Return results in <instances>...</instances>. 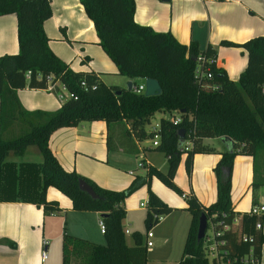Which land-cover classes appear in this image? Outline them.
Returning a JSON list of instances; mask_svg holds the SVG:
<instances>
[{
  "label": "trees",
  "instance_id": "16d2710c",
  "mask_svg": "<svg viewBox=\"0 0 264 264\" xmlns=\"http://www.w3.org/2000/svg\"><path fill=\"white\" fill-rule=\"evenodd\" d=\"M80 2L93 22L99 44L116 64L118 73L131 78L132 84H137L136 79L156 78L162 90L159 94L145 95L131 88L107 84L99 80L93 70H73L49 47L43 27L44 20L52 13L49 0H0V14L14 12L17 16L19 44L17 53L0 56V200L31 201L42 205L44 213L53 212L59 205L57 200L46 199V189L54 186L70 197L73 209L99 211L105 223V243L64 233L62 264H147V246L142 233L133 232L132 244H127L125 239L122 227L126 216L125 197L142 181L147 184L144 221L147 230L150 229L161 215L172 210L151 189L150 178L156 176L182 194L174 179L182 155L189 174L196 152L215 151L204 138L229 136L232 146L220 152L214 166L216 200L201 205L194 196L187 197L191 220L182 255L175 263L210 264L202 240L196 237L198 220L201 213H215V219L231 221L234 214L239 213L234 210L230 196L231 169L236 154L252 156L253 197L256 198L255 191L260 186L264 187V35L243 43L222 40L223 44L240 45L247 51V63L238 80L229 78L225 69L217 67L215 62L209 64L211 78H197V56L203 53L214 57L211 45L201 52L195 40L181 43L170 31H156L149 25L137 23L134 0ZM57 79L76 98H66L54 111L24 109L17 88L46 87ZM81 80H85L86 87L80 84ZM157 111H176L180 118L175 121L162 116L159 120L158 143L153 148L165 154L168 167L161 170L147 164L145 178L135 177L124 189L103 187L75 169L64 168L50 149L49 138L55 129L101 119L107 126L108 149L122 145L130 152H137L136 142L151 138L155 133L147 123ZM14 123L20 125L19 134L5 136V130ZM180 129H184L182 142ZM30 144L40 150L39 164L25 163L20 175L4 169L10 152L20 154ZM11 166L14 165H8ZM79 178L92 186L96 197L79 187ZM240 214L242 232L253 234L254 241L239 240L235 233L226 231L223 234L226 247L243 253L252 245L260 254L264 237L255 229L256 216L248 212Z\"/></svg>",
  "mask_w": 264,
  "mask_h": 264
},
{
  "label": "crops",
  "instance_id": "0c3cea01",
  "mask_svg": "<svg viewBox=\"0 0 264 264\" xmlns=\"http://www.w3.org/2000/svg\"><path fill=\"white\" fill-rule=\"evenodd\" d=\"M49 1L52 13L44 20L43 27L51 50L73 70H93L98 74L99 80L127 88L123 83H128L132 79L127 76L122 79L121 76L125 75L118 73L116 64L99 44L93 22L86 15L80 0ZM134 1V19L137 23L149 25L156 31H170L181 43L195 40L201 52L211 45L215 50L216 66L225 69L229 78L235 81L238 80L246 66L247 51L240 45L223 44L222 40L243 43L251 37L264 35V0ZM18 50L17 16L14 12L0 14V56L15 54ZM143 81L144 78L143 80L136 79V83ZM58 90L63 91L62 83L57 79L53 85L48 84L46 87L27 85L17 88L16 91L24 109L54 111L64 102L59 100L56 93ZM173 112L170 111L171 114ZM19 126L18 123H14L5 130L4 135L12 136L15 130L18 131ZM106 133L107 126L104 120H84L73 126L55 129L50 135L49 146L64 168L75 169L80 175L110 189L120 190L129 185L134 177H128L122 169L127 170L129 175H133L134 170L130 169V164L133 165L136 155H143L146 166L141 167H145L146 171L147 164H152L161 170L167 169V157L162 151L149 145V139L136 142L137 152H130L122 145L110 150L106 144ZM216 138L219 144L210 142L208 137L204 138V142L208 141L207 143L212 145L215 151L196 152L189 174L185 168L183 154L174 177L183 192L188 197L194 196L201 205H208L216 200L217 181L214 166L221 156L220 152L232 146L229 140L223 141L221 137ZM32 145L34 144L28 145L20 154L10 152L5 158L4 169L20 175L24 171L22 165L25 163L39 164L41 161L28 159L25 156L29 150L37 151ZM138 161L137 166H139ZM11 164L14 166L8 167ZM130 170H133V173H130ZM252 175V156L236 154L231 169L230 196L234 210L239 213L246 212L254 199L256 201L264 199L263 186L255 191L256 198L253 197ZM136 177L139 178V176ZM150 187L172 207L170 214L174 209H187V198L171 191L156 176L150 178ZM144 197L147 200V192ZM46 199L57 200L59 209L44 213L42 205L31 201L0 200V264H56L57 256L51 258L48 253L47 257L42 260L43 239L47 240L45 246L47 250L51 242L52 245L60 248L59 242H62L64 233L94 242L98 241L101 234L104 235L98 224L101 212L73 209L70 197L54 186L47 187ZM126 202V216L122 220V227L124 230L128 229V232H125V239L126 234L131 232L132 241L128 243L126 240V242L132 244L134 231L131 230L130 225L129 228L126 227L124 222L128 220L130 223L129 212L145 207L147 201H140L138 206L133 208L129 206L127 200ZM169 213L166 215L168 216ZM162 217L161 215L159 221ZM173 221L176 222V219ZM182 223L179 221L178 230ZM175 226L176 224L173 226V232ZM256 231L264 237V216L262 217V228ZM153 245L147 247V251ZM259 255L260 263L264 264V242ZM58 260L60 264V257Z\"/></svg>",
  "mask_w": 264,
  "mask_h": 264
},
{
  "label": "rangeland",
  "instance_id": "374dc122",
  "mask_svg": "<svg viewBox=\"0 0 264 264\" xmlns=\"http://www.w3.org/2000/svg\"><path fill=\"white\" fill-rule=\"evenodd\" d=\"M121 77H122V79H125L126 76H121ZM141 80H143V79H141ZM123 85L127 86V82H124ZM175 114H177L176 111H174L173 114H171L170 111H157L151 117L150 122L147 123V127L151 129L153 127V125H155L156 122H159V120L162 116L163 117H170L171 115H175ZM15 131L16 132L13 133L12 136L17 135L20 132L17 130H15ZM208 138H210V142H215L216 144H219L218 138H216V137H208ZM148 139L150 140V142L148 144L151 145L152 147H154L152 144V137L148 138ZM205 142L207 143L208 141L205 140ZM32 147H34V149L36 148L37 151L35 152V150H29L27 155H25V156H27L28 159L41 161L42 156H41V153L38 150L37 146L32 145ZM138 160H139V155H136V159H134V163H133V165L134 164L135 165L133 166L132 164H130V169L132 168L134 170L133 175H131V174L129 175L127 170L122 169V171H124V173L128 177L131 176V177L135 178L136 176H139V178H142V177L146 176L145 167H141V166L136 165V162ZM259 163H261V161H259ZM171 191L180 195V193L176 192L173 189H171ZM146 192H147V184L142 181L133 189V191L129 195H127L125 197V200H124L125 208H126V203H127L126 200L128 201L129 206H132L131 208L138 206V203L140 201H144V202L147 201L144 197V194ZM143 208L145 209L146 206L142 207L140 210L131 209L133 211H130L129 216H128L130 223H128V220H127L124 222V224L127 225L126 227H128V228L130 225L131 230L134 232L140 231L142 233V236H143V241L145 242V240H146L145 235L147 232V228H146V224L144 221V217H145V210L146 209L144 210ZM162 216L163 217L160 219V221H158L156 224H154L151 227L152 228L151 230L154 233V235L151 238L154 242V245L152 248H150V249L148 248V251H147L148 264H175L180 259L181 254H182L183 244L185 241L186 232H187L189 222H190V213L188 212V210L186 208H184V209L181 208L180 210L174 209L173 212H171V214L170 213L168 214V216L166 214H163ZM173 219H176V222H174ZM179 221L183 222L181 227H180V230H178L179 228H177ZM175 224H176V226H175V229L173 232L172 230H173V226ZM210 232H211V230L208 229L207 233H210ZM126 240L128 243H131V241H132V234L130 231H129V233L126 234ZM96 242L105 243L106 242L105 236L103 234H101V237ZM59 244H60V248L57 247L56 245H52V242H51V244L49 245V248L47 249V253H48V255L51 256V258H54L57 256V263L56 264H59V260H58L59 257H60V264H61V256H62L61 244H62V242L60 241Z\"/></svg>",
  "mask_w": 264,
  "mask_h": 264
},
{
  "label": "built area",
  "instance_id": "2783aa9c",
  "mask_svg": "<svg viewBox=\"0 0 264 264\" xmlns=\"http://www.w3.org/2000/svg\"><path fill=\"white\" fill-rule=\"evenodd\" d=\"M215 58L213 56L207 57L203 53H199L197 56V65L195 67V76L197 78L207 77L211 78L212 74L209 69V64L214 63ZM30 71L26 72V75L29 77ZM80 84L86 87L85 80H81ZM49 85H53V82H50ZM215 87V86H214ZM62 90L56 91L57 96L60 101H65L68 97H75L76 95L69 91L64 84H62ZM131 89L134 92L140 93L144 92L145 83L139 82L137 84H132ZM171 119L177 121L179 120L178 115L171 116ZM159 123L153 125L152 129L155 130V133L152 137V144L156 145L158 143L159 133H158ZM190 143H187V147H189ZM140 160L138 161L139 166H146L144 162V157L142 154L139 155ZM133 173V170L129 171ZM182 196L188 197L186 193H182ZM144 204V203H142ZM249 214H253L256 216L255 229L262 228V217L264 216V199L252 203L249 209L246 211ZM216 214H206L207 222L206 229L204 231V235L201 238L202 246L205 255L207 256L210 264H261L260 263V255L254 251L252 245L247 249V251L243 253L233 252L228 247H226V239L223 237V234L226 231H231L236 234V237L242 241H254V235L246 232H242L241 230V214L235 213L231 221H224L222 219H215L214 216ZM161 217V216H160ZM100 231L104 233L105 231V223L102 218L98 222ZM210 229L211 232L207 233V230ZM128 232V229L124 230ZM146 241L145 245L147 247H151L153 245V240L151 239L153 236V232L151 229L147 230L146 233ZM42 244L44 248L41 252L42 260L47 257V250L45 246L47 245V240L43 239Z\"/></svg>",
  "mask_w": 264,
  "mask_h": 264
},
{
  "label": "water",
  "instance_id": "95a60500",
  "mask_svg": "<svg viewBox=\"0 0 264 264\" xmlns=\"http://www.w3.org/2000/svg\"><path fill=\"white\" fill-rule=\"evenodd\" d=\"M144 83H145V89H144L143 93L145 95L159 94L162 90L161 85L156 78L146 77V78H144ZM131 85H132V81H128L127 88L130 89ZM183 133H184V129H180L179 134L182 138L181 142L183 141V137H182ZM221 140H223V141L229 140L230 142L232 141V139L229 136H222ZM78 184L82 190L86 191L92 197L97 196V194L94 191V189L92 188V186L88 182H86V180H84L83 178H79ZM206 222H207L206 214L201 213L199 216L197 233H196V237H197L198 241L201 240V238L204 235V231L206 229Z\"/></svg>",
  "mask_w": 264,
  "mask_h": 264
}]
</instances>
